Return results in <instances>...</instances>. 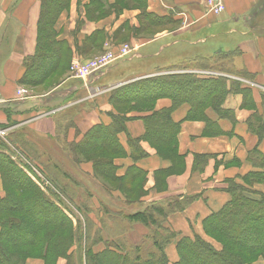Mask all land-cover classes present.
<instances>
[{"label":"crops","instance_id":"crops-1","mask_svg":"<svg viewBox=\"0 0 264 264\" xmlns=\"http://www.w3.org/2000/svg\"><path fill=\"white\" fill-rule=\"evenodd\" d=\"M79 1L86 0H71L69 9L61 13L54 26L57 40L68 44L72 51V59H80L74 50L76 46L80 47L85 37L103 29L110 34L122 27L125 21L129 22L130 16L126 14L127 16L117 18V21L110 17L97 24L87 22L81 13ZM206 2L207 0H162V3H158L147 0L148 12L159 17L174 14L175 19L179 21L181 17L177 13L192 15L196 18L197 25L183 33L167 34L168 37L165 35L157 38L154 42L143 44L142 48L133 51L129 61L141 63V69L137 72H119L118 76L115 70L121 65L113 64L107 70L89 77L83 84H64L45 95L21 99L17 96L16 90L19 88L18 81L25 71V61L33 56L37 49L40 1L0 0V126L10 125L11 132L21 127L29 133L27 136L30 140L37 136L48 140L59 133L64 136L65 121L72 123L68 130L69 136L76 131L79 135L85 134L98 124L107 125L110 123L109 113L113 112L109 103L112 90L141 78L180 70L177 65L179 62H190L191 65L195 62L194 66L200 67L199 62L203 59L213 60L219 53L235 52L231 62L225 65L222 72L206 68L182 72L195 74L208 70L215 76L227 78L228 83L230 81L239 83L240 88L250 94L248 101H244L241 93L229 94L222 107L229 111L230 115L227 117L218 119L211 110L205 112L207 119L215 123L223 135L210 139L203 138L205 123L201 120L186 119L190 110L188 104H182L171 112V120L179 124L177 134L179 155L186 156L189 160L209 157L208 165L202 166L204 167L202 172H193L188 162L183 176L169 178L166 181L169 194L163 197L155 195L145 197L141 200L142 206L138 207L166 205L170 201L192 199L182 211L171 214L164 224L165 228L177 235L176 239L165 247L168 264H174L178 260L176 243L180 238L198 236L219 250L203 234L202 223L229 201L230 196L225 192L226 180L244 185V177L257 170L249 162L248 153L257 148L264 155V133L262 140L259 141L258 137L248 130V122L254 115L264 118V0H227L224 11L219 15L207 14ZM81 21L83 22L79 25ZM209 42L211 44L208 46ZM173 50L182 54L179 60L176 62L172 60L174 63L166 60L161 64ZM163 55H166L164 59H160ZM149 63L152 65L157 63L158 66L145 70L150 66ZM170 107L169 99H160L157 101L155 112ZM69 109L74 110L73 115L68 112ZM142 116L144 114L140 113L127 115L129 118L139 120L127 121L126 131L118 135V141L127 155L130 154L128 138L137 139L144 135L143 121L140 120ZM139 148L146 157L139 159L136 165L147 175L145 188L153 190L157 187L154 175L167 170L168 166L156 157L155 151L146 141H141ZM125 159L115 163L119 167L117 171L119 176L124 175L126 169L132 165L130 157ZM231 164L237 167L224 169ZM215 165L218 166V170L214 169ZM248 189L253 192L251 197L264 195V184ZM95 194L98 196L99 193ZM2 196L0 184V198ZM99 196L93 200H99ZM107 198L108 200L100 198L101 204L111 205L109 199L117 200L111 195ZM26 264L40 263L28 261ZM57 264L67 263L60 260Z\"/></svg>","mask_w":264,"mask_h":264},{"label":"trees","instance_id":"trees-1","mask_svg":"<svg viewBox=\"0 0 264 264\" xmlns=\"http://www.w3.org/2000/svg\"><path fill=\"white\" fill-rule=\"evenodd\" d=\"M39 1L40 13L37 22V49L35 54L24 63L25 71L18 81L19 85H29L27 82H33L36 78L46 76L59 64L64 56L66 58L72 54L71 49L65 41L57 40V32L54 27L61 13L69 9L71 0ZM127 1L135 3V5L143 10L142 17L150 25L166 26L178 24L179 22L173 14L159 17L148 12L147 0ZM127 1H123V3ZM101 2H105V8L108 11H115L119 7L117 0H89L83 8L85 18L88 21H90V16L98 10L96 8L103 6ZM82 22H79V25ZM125 28L122 26L119 29L125 30ZM99 34H103V30L94 31L90 36L85 37L84 43H93L99 38ZM76 51L79 52L80 47L76 46ZM234 54L235 52L219 53L213 60H201L199 65L210 71L218 70L222 72L225 65L231 62ZM43 66L46 67L42 69ZM228 82L227 78L219 76L208 77L193 73H173L141 79L118 87L111 91L109 98L113 109V112L109 113L110 123L93 126L85 133L84 139L74 145L80 151L91 150L92 153H95L99 152L102 148H108L123 158L130 157L132 165L126 169L122 176L117 175L119 167L110 158L99 159L101 170L111 179L121 180L128 176L129 178L139 177L144 180L146 173L136 165L139 159L146 157L140 150L139 144L141 141H146L157 151L158 146L162 143L176 142L179 124L173 123L171 112L178 106L182 104L189 105L190 110L186 119L188 121H203L205 123L203 133H209L214 136L223 135L219 127L207 119L205 112L211 110L218 119L227 117L230 115L229 111L224 110L222 107L224 100L229 94L241 93L244 96V101H248L250 96L245 89L240 88L239 83L235 81ZM160 99H169L171 107L159 112L153 111L141 117L145 129L144 135L137 139L128 138L127 142L130 154L127 155L118 141V135L126 131V123L129 120L125 117L124 113L119 112L115 108V104L119 102L144 104ZM8 126L10 125L0 126V128H8ZM248 130L256 135L259 140H262L264 118L254 115L248 122ZM24 131V129H20L19 131L9 133L7 141L14 142V139H17L15 142H19V136L25 134ZM23 151L25 152V156L26 154L29 156L33 155L29 150L23 149ZM13 160V157L9 155L8 146L4 141L0 140V171L2 176L7 182L11 181L17 185L20 191L25 192V197L21 201L13 202V205L15 206L17 203L22 202L29 207L26 210L24 209V213L36 225L40 224L37 225L35 231L41 227H49L47 234L41 241L40 247V257L44 264H50V262L51 264H55V255L70 250L73 240L76 239L78 241L83 240L84 243L88 242V246L83 251L85 264H168L165 247L175 240L177 235L165 228L164 224L169 215L182 211L192 199L170 201L166 205L152 204L137 209L136 212L127 216L121 214V211L115 212L112 215L123 216L128 221L140 223L148 228V232L142 236L143 242L126 250L123 245H120L119 241L110 239L105 241V247L102 251L93 252L91 250L93 242L91 241L100 242L101 239L93 235L91 231L94 226L93 221L86 219L85 227L81 231L78 227L74 228L72 221L65 213V209L59 206L60 203L46 197L35 187L25 173L26 170L28 171L27 167L23 166V170ZM248 160L257 170L244 177V185L235 184L233 181L227 182L225 192L230 196L229 201L218 212L208 217L204 222V226L208 229L210 227L223 240L240 248L247 254L262 253L264 259V195L259 194L254 195L257 196L256 198L251 197L250 195L253 192L248 189V187L255 185L257 181H261L264 184V155L257 148H254L248 153ZM41 167L46 175H50V170L46 165L43 164ZM1 202L6 203L7 201L5 198H1ZM120 202L126 204L123 201ZM141 202L139 200L135 202V205L139 206L142 204ZM107 206L109 204L100 205L101 209L110 214ZM10 209V212L17 211V208L12 207ZM42 218L44 221L41 220ZM98 221L100 223L103 222L102 219ZM29 223H27L28 225H24L25 223L21 219H15L12 222H6L4 225V222L0 218V264L23 263L22 257L11 253L7 247L8 245L21 246L22 243L17 242L14 244L7 234L8 229H13L26 236L29 231H32V226ZM33 233V236L27 241L28 244H34L36 241L37 235L34 230ZM233 233L245 237L246 243L235 240L231 235ZM176 250L178 252V260L174 264H247L244 260L245 255L243 251H228L224 243H221L220 249L216 250L198 236L180 238L176 243ZM70 258L69 254L64 258L67 264H71Z\"/></svg>","mask_w":264,"mask_h":264},{"label":"rangeland","instance_id":"rangeland-1","mask_svg":"<svg viewBox=\"0 0 264 264\" xmlns=\"http://www.w3.org/2000/svg\"><path fill=\"white\" fill-rule=\"evenodd\" d=\"M88 1H79L81 13L83 14V17L87 22L97 24L109 19L110 17H113V19L117 21V18L121 16H127L126 14H130L129 22L133 23V25L128 21H125L122 24L123 27H126L125 30L117 28L114 31L110 32V34L106 29H103V34H99V38H97L93 43H84L83 39L80 44V51L78 52L74 50V52H78L77 54L79 55L80 59H72V54L71 56L66 58L64 56L59 64L46 76L36 78V80L33 82H27L29 85H19V88L16 90V94L19 90H21L22 93L24 92L23 95L25 96H41L64 84H83L87 79L75 71V66L80 64L88 66L89 64H91V62L100 63L102 62L101 58L103 57V55H107L108 53L112 54L111 65H121L115 70V74L117 73L118 76L120 74L119 72H137L139 69H141V63H137L136 61L131 63L129 61L131 52L137 51L139 48H142L143 44L147 45L151 42H154L155 40H157V38L160 39L165 35L168 37L167 34L174 35L178 32L183 33L184 31H189V29H192L193 27H195V25H197L195 22L196 18L192 15H187L186 17L182 16L178 24L174 25H150L142 17L143 10L135 5V3L129 2L127 0H117L119 7H117L115 11H108L105 8V2H101L103 6L97 7L96 9L98 10L90 16V21H88L85 18V13L83 11V8L85 5H87ZM123 1L127 2L123 3ZM106 14L108 15L105 16ZM136 42L139 43L136 44ZM210 44L211 42L208 43V46ZM125 46L127 47V52H124L122 50V48ZM195 51L196 49L193 50V52ZM165 56L166 55L161 56L160 59H164ZM181 56L182 54L179 53V51L173 50L167 55L166 59L161 61V64H163L166 60H169L171 62H173L172 60H174L176 62ZM192 63L195 64V62ZM149 64L150 66H147L145 70H150L158 66L157 63H154L153 65L151 63ZM194 64L191 65L190 62H179L177 63V65H179L178 69L180 70L166 73L173 74L174 72L178 71L190 72L189 70L191 69H204L194 66ZM44 67L46 66H43L42 69H44ZM209 72L210 71L208 70H203V72L201 71L195 74L206 76V74ZM32 80H34V78H32ZM137 104L131 102H119L115 104V108H117L119 112L124 113L125 117L128 118V120L131 119L132 121H135L139 119H136L134 117L129 118L127 117V115L129 116L133 113L148 115L149 113L155 111L157 101H153L151 103L147 102L144 104L142 103L138 105ZM68 112L72 115L74 114V110L72 109H69ZM71 126L72 123L70 121H65L63 123V127L65 130L64 136L62 133H59L58 135H55V137L49 138L48 140H43L42 138L37 136L33 137L30 141L27 136L29 135V133H27V131H24L25 134H22L23 136H19V142H15V140L17 139H14V142H8L7 137L5 138V140L1 141H4V143L8 146L9 155L14 159L13 162H15L17 166L19 164L20 166L18 167H20L21 169H23V166L27 167L28 171L26 170L25 173L27 174V177L31 179V182L35 185V187H37L46 197L50 198L53 201L56 200L60 203L59 206L65 209V213L72 221L74 228L78 227L81 231V229L85 227L86 219H91L93 221L94 226L91 231L93 232V235L101 238L100 242L91 241L93 242V245H91V250L93 252L102 251L105 247V241L110 239L119 241L120 245H123L126 250L130 249L133 246L140 245L143 242L142 236L148 232V228L140 223L128 221L123 216H116L112 214L117 211H121V214H123L124 216L130 215L136 212L137 209H141L138 207L142 206V204L138 206L135 205V202L142 200L143 198L148 196L163 197L167 195L169 191L166 181L169 178L175 179L177 177L183 176L186 172V165H188V162L190 163V169L193 172H202L203 168L208 165V160L210 159L209 157H201L194 159L191 158L189 160V158H187L186 156H180L177 141L162 143L160 144V146H158L157 151L150 145L155 153L157 152L156 157L160 161L167 164L168 170L158 172L154 175L157 187L153 190H149L145 188L147 184V175L145 176L146 178L144 180L139 177L129 178L128 176L121 180H118L111 179L106 176L101 170V164L99 162L100 158H110L114 163H119L122 160L124 161L126 159L119 155H116L114 151H111L108 148H102L101 150H99V152L95 153H92L91 150H78V147H76L74 144L80 143L84 139L85 134L79 135L76 131L74 134L71 133V135L69 136L70 133H68V130ZM8 129H10L9 131H11L12 127L8 126ZM20 129L21 127H18L15 131H19ZM202 135L203 138L207 139L215 137L214 135H211L209 133H202ZM61 136H63V138H61ZM85 147L87 148V146ZM23 149L29 150L33 155L29 156L26 154L25 156V152L23 151ZM41 163L42 165H46V167L50 170V175H46L44 173L41 167ZM228 167L232 168L237 166L231 164V166H226L224 169L226 170L228 169ZM214 169L218 170L219 168L215 165ZM228 181H225L226 185ZM0 184L3 195L2 198H5V200L7 201L6 203H0V218L1 221L4 222V225L6 222H12V220L15 219H21V221L25 223L24 225H28L27 223L30 222L31 224L29 223V225L32 226V231H29L26 236L13 229H8L7 236L12 240V242L14 244L17 242L22 243L21 246L8 245L7 247L9 248V251L13 254H18L19 257L21 256V260L23 262L22 264H26L28 261L44 264L40 257V247L41 241L47 234L49 227H41L40 229L38 228V230L35 231L37 225L40 224L36 225L27 216V214L24 213L25 210L29 207L27 205H24V203L22 202L19 204L17 203V205L15 206L13 205V202L21 201L25 197V192L20 191L17 185L13 184L11 181L7 182L5 178H3L1 171ZM257 185L260 186L263 185V183L261 181H257L253 186ZM95 192H98V196L100 195L99 197L102 199L105 198L108 200L107 196L111 195L115 198V200L117 199L123 201L126 204L117 202V200L113 201L112 199H109L112 202L111 205L107 206L108 211L110 212L109 214L105 212V210L101 209L100 198V201L93 200L94 197L95 199H97L98 197ZM98 202L100 204H98ZM12 207L17 208V211L10 212V208ZM210 216L211 215H209V217ZM99 219H102L103 222L100 223L98 221ZM41 220L44 221L43 218ZM204 222L202 223L203 234L210 241H212L216 247L220 249L221 243H224L228 251H243L240 248L235 247L229 242L223 240L217 234V232H215L213 229H210L209 226V229L205 227ZM33 230L37 235L36 241L34 244H28L27 241L34 234ZM96 230L97 232H95ZM142 233L144 234L141 236ZM231 235L235 240L246 243L245 237L239 236L234 233ZM87 246L88 242L84 243L83 240H73L70 250L66 251L65 253L62 252L55 255V264H57L60 260L66 261L64 258L67 254H69L71 257L69 259L71 261V264H85L83 251ZM176 254L178 257L177 250ZM244 255V260L247 264H264L262 253L257 252L247 254L246 252H244Z\"/></svg>","mask_w":264,"mask_h":264},{"label":"built area","instance_id":"built-area-1","mask_svg":"<svg viewBox=\"0 0 264 264\" xmlns=\"http://www.w3.org/2000/svg\"><path fill=\"white\" fill-rule=\"evenodd\" d=\"M226 1L227 0H207V2H206V13L212 14V15H219L220 13H222L224 11ZM153 2L162 3V0H153ZM177 15L179 17L185 16L182 13H177ZM126 49H127L126 46L122 48V50L124 52H127ZM131 54H132V52H131ZM111 59H112V54L108 53L107 55H103V57L101 58L102 62H100V63L99 62H91V64H89L88 66L81 65V64L76 65L75 71L78 74H81L82 76H84L86 79H88L89 77L96 75L102 71H105L108 67H110L112 64ZM206 75H213V74L208 73ZM23 94H24V92L22 93V91L19 90L17 93V96L21 99H24V97L26 98L27 96H25ZM9 130L10 129H8V128H0V140H5V138L11 132Z\"/></svg>","mask_w":264,"mask_h":264}]
</instances>
